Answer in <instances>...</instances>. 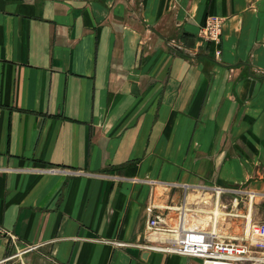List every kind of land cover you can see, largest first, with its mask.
Returning a JSON list of instances; mask_svg holds the SVG:
<instances>
[{"label": "crops", "instance_id": "crops-1", "mask_svg": "<svg viewBox=\"0 0 264 264\" xmlns=\"http://www.w3.org/2000/svg\"><path fill=\"white\" fill-rule=\"evenodd\" d=\"M152 191L264 222V0H0V264H201L139 246Z\"/></svg>", "mask_w": 264, "mask_h": 264}, {"label": "built area", "instance_id": "built-area-1", "mask_svg": "<svg viewBox=\"0 0 264 264\" xmlns=\"http://www.w3.org/2000/svg\"><path fill=\"white\" fill-rule=\"evenodd\" d=\"M224 20L219 15L207 16L202 32L206 39L216 45L215 56H221V38ZM173 52H180L183 49V41L180 38L169 40ZM59 167L50 168L49 171H56ZM65 170V169H63ZM69 174H80V170H65ZM215 193L223 192L225 188L213 187ZM187 201L178 206L177 220L168 223L166 215L159 211V204L155 201L154 192L149 195L146 206L149 230L145 235V241L139 246L190 256L200 260L201 264H264V222H253L247 226L243 235L232 236L218 233L217 229L208 230L196 219L189 223L185 220V214L190 210L186 208ZM202 209H199L201 211ZM196 217L197 214L194 213ZM0 236H7L16 242V236L8 231L0 223ZM105 239H102L104 241ZM116 244L127 245L120 241H113ZM39 245L31 244L24 246L22 253L38 248Z\"/></svg>", "mask_w": 264, "mask_h": 264}, {"label": "rangeland", "instance_id": "rangeland-1", "mask_svg": "<svg viewBox=\"0 0 264 264\" xmlns=\"http://www.w3.org/2000/svg\"><path fill=\"white\" fill-rule=\"evenodd\" d=\"M160 190H161V188L159 187V189L157 190V195L159 194ZM215 197H216V195H215ZM215 197H214V199H215ZM155 201L157 203L156 197H155ZM214 207H215V204L211 205L210 203H207V205H205V203L204 204L202 203V205H201L202 210L201 211L198 210V212H197L198 215L196 216V218L201 222V224L204 226V228H206L208 230H212L213 228L217 229L215 231H217L218 233H222L224 235L240 236V235L244 234V232L247 228L246 224H245V227L243 229L240 228L237 230V232H235L230 225L228 226L226 224H222V222L229 221L230 219L228 217L232 216L229 214L227 215L226 214L227 212H223L221 215H219V217L215 223L213 221V219H211V217L214 215V213H212V209ZM220 208L222 211H225V210L231 211V205H229V207H227V208H223V207H220ZM233 212H235V211H233ZM171 215L173 216L172 218H174V222H175L177 220L178 211L177 210L173 211V213ZM233 216H234V214H233ZM225 218H226V220H225ZM187 219H189V223H191L192 221H196L193 211L189 210L187 212ZM248 228H249V224H248Z\"/></svg>", "mask_w": 264, "mask_h": 264}, {"label": "bare ground", "instance_id": "bare-ground-1", "mask_svg": "<svg viewBox=\"0 0 264 264\" xmlns=\"http://www.w3.org/2000/svg\"><path fill=\"white\" fill-rule=\"evenodd\" d=\"M216 201L219 203V200L218 199H216ZM187 219V215L185 214V220Z\"/></svg>", "mask_w": 264, "mask_h": 264}, {"label": "trees", "instance_id": "trees-1", "mask_svg": "<svg viewBox=\"0 0 264 264\" xmlns=\"http://www.w3.org/2000/svg\"><path fill=\"white\" fill-rule=\"evenodd\" d=\"M169 39H171V38H167L166 40L169 41Z\"/></svg>", "mask_w": 264, "mask_h": 264}]
</instances>
